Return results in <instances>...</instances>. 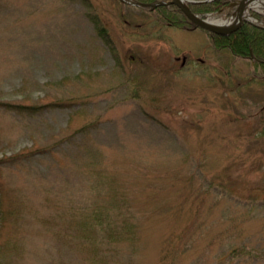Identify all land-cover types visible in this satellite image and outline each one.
<instances>
[{
    "label": "rangeland",
    "instance_id": "obj_1",
    "mask_svg": "<svg viewBox=\"0 0 264 264\" xmlns=\"http://www.w3.org/2000/svg\"><path fill=\"white\" fill-rule=\"evenodd\" d=\"M262 67L121 0H0V264H264Z\"/></svg>",
    "mask_w": 264,
    "mask_h": 264
},
{
    "label": "trees",
    "instance_id": "obj_2",
    "mask_svg": "<svg viewBox=\"0 0 264 264\" xmlns=\"http://www.w3.org/2000/svg\"><path fill=\"white\" fill-rule=\"evenodd\" d=\"M87 1V0H86ZM141 1H154V0H141ZM224 1L223 0H215L213 2L210 3H203V4H196V5H192V8L194 11L196 12H201V11H210V10H214L217 9L220 6H223ZM90 5V4H89ZM158 18L162 21H167L168 23L172 24V25H185V14H183L182 10L180 8H178L176 5H165V4H161L158 5L157 7H155V11H154ZM92 21H94V23L97 25L98 30L100 31L99 34L102 36V38L105 40V42H107L110 46H111V41L109 39L108 34L106 33L105 28L101 25V21L98 18V15H93L92 17ZM211 36V43L215 48L218 49H225L228 48L229 50H231L234 54L237 55H249L250 54V49H253L254 54L259 57L264 59V29L261 28H256L252 25H244L242 28H240L238 31L228 34V35H210ZM23 106V104H19L18 105ZM33 105H30V109H32ZM118 188V187H117ZM111 199L113 201H115L117 204L121 203V206L124 204L125 202V197L124 195L118 194V193H114L111 196ZM60 207L57 206V209H59ZM97 210L100 211L102 209H104V206H99L97 205ZM121 208V207H120ZM106 218L108 220H110L111 222L109 223V229L100 236V238H103L104 236H107L109 241H114L115 238H119L121 236H124V234H128V231L125 229L131 228L133 226V224H126L127 221L125 223H123L122 227H120L119 229H117L118 231L116 232L115 229H112V224H116L115 217L114 219H111L108 214L105 215ZM3 219V216H2ZM73 219V223L75 225H80L83 226V228L86 230L92 226H94V224H90L89 220H80L79 218L77 219V213H73L72 216ZM117 220V219H116ZM121 222V221H120ZM67 225L69 227V224L67 222ZM113 227H115V225H113ZM118 227V226H117ZM66 233L69 232V230L64 231ZM61 236V235H60ZM61 237H65V235H62ZM69 237V235H68ZM85 238L87 240H91V241H98L97 238L92 237V235L85 233ZM96 252H97V248L94 251V258H96ZM94 260H92L93 262ZM93 264H100L99 262L97 263H93Z\"/></svg>",
    "mask_w": 264,
    "mask_h": 264
},
{
    "label": "water",
    "instance_id": "obj_3",
    "mask_svg": "<svg viewBox=\"0 0 264 264\" xmlns=\"http://www.w3.org/2000/svg\"><path fill=\"white\" fill-rule=\"evenodd\" d=\"M125 3H129V4H134V5H140V6H147V5H157V4H169V3H173L176 4L178 7H180V9L185 13V15L192 21L194 22L195 26H199L202 27L204 29H207L213 33L216 34H221V35H226V34H230L238 29H240L243 24L246 21H250L251 20V16H247L244 14V8L247 6V3L252 2L253 0H239L238 1V7L237 10L234 12V14H236V19L234 21H230V22H215L212 21L208 18V15L206 16H202L199 15L198 13H195L189 5V2H192L191 0H161L159 2H144V1H138V0H121ZM257 20L261 21L262 19H258Z\"/></svg>",
    "mask_w": 264,
    "mask_h": 264
},
{
    "label": "flooded vegetation",
    "instance_id": "obj_4",
    "mask_svg": "<svg viewBox=\"0 0 264 264\" xmlns=\"http://www.w3.org/2000/svg\"><path fill=\"white\" fill-rule=\"evenodd\" d=\"M232 0H228V2L226 3V4H224V6H225V8L227 7L228 8V5H230V4H232ZM233 11V10H232ZM187 24L186 25H183L182 27L183 28H186V29H190V27H191V24H190V22L188 21V20H186L185 21ZM243 57H248V58H250V60H252V61H257L258 63H260L263 67H264V59H262V58H259V57H256V56H254V54H253V49L251 48L250 49V54L249 55H245V56H243ZM186 58V57H185ZM260 60V61H259ZM253 63V62H252ZM262 67V68H263Z\"/></svg>",
    "mask_w": 264,
    "mask_h": 264
},
{
    "label": "bare ground",
    "instance_id": "obj_5",
    "mask_svg": "<svg viewBox=\"0 0 264 264\" xmlns=\"http://www.w3.org/2000/svg\"><path fill=\"white\" fill-rule=\"evenodd\" d=\"M258 2H259L258 0H254L253 3H251V5L256 7V8H258V9H263V5H259V7H257L258 6ZM246 14H248V13H246Z\"/></svg>",
    "mask_w": 264,
    "mask_h": 264
}]
</instances>
